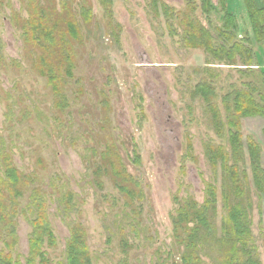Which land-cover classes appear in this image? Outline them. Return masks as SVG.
Returning a JSON list of instances; mask_svg holds the SVG:
<instances>
[{
    "label": "rangeland",
    "instance_id": "1",
    "mask_svg": "<svg viewBox=\"0 0 264 264\" xmlns=\"http://www.w3.org/2000/svg\"><path fill=\"white\" fill-rule=\"evenodd\" d=\"M210 1L212 10L204 13L199 0H159L155 7L151 0H111L110 18L99 0L40 1L35 21L46 32L53 26L45 23L46 14L56 23L44 53L45 36L39 45L36 33L30 40L26 36L29 0L0 1V177L8 162L29 179L7 228L13 236L3 230L0 239V252L13 264L29 258L36 216L30 210L38 197L55 239L54 246L41 248L47 264H68L67 245L76 227L83 230L91 264H181L186 246L175 241L172 219L183 201L201 206L208 185L216 189L213 224L219 240L225 233L221 170L212 173L205 151L223 146L231 165L237 143L228 135L232 115L224 104L231 107L245 93L262 116L240 118L239 132L231 129L242 147L238 168L246 176L250 246L264 264V195L253 189L248 154L254 150L264 170V0ZM192 2L196 10L188 14ZM82 8L92 13L87 26L80 19ZM191 19L209 34L208 43L186 45L183 23ZM72 20L80 42L72 41L68 28L58 29ZM59 39L61 53L55 58ZM210 43L216 52L239 45L249 53L220 62L206 53ZM62 53L72 62L70 78ZM40 57L55 67L62 64L58 95L38 73ZM201 84L214 91L210 105L220 112L217 122L194 92ZM121 170L122 178L115 177ZM126 174L134 184L124 182ZM122 185L126 192L119 190ZM205 236L197 250L199 264H216L219 243Z\"/></svg>",
    "mask_w": 264,
    "mask_h": 264
},
{
    "label": "trees",
    "instance_id": "2",
    "mask_svg": "<svg viewBox=\"0 0 264 264\" xmlns=\"http://www.w3.org/2000/svg\"><path fill=\"white\" fill-rule=\"evenodd\" d=\"M1 1V0H0ZM45 0H29V20L26 23L29 26V30L26 31V36L30 40L35 38L34 34H37L38 39H35L37 45L40 44V41H43L45 36V41H43V53L49 47L47 46V40L50 41L53 39V32H56V23L55 20L50 21L51 15L46 14L45 23L52 24L46 32L45 27L41 24V21H35L38 17V11L40 10L39 2ZM100 6L104 11L107 18L111 17V0H99ZM200 9L204 13L212 10L210 0H199ZM159 0H151L152 5L155 7L158 5ZM188 14L194 13L196 10V5L194 2L189 4ZM252 7V6H251ZM158 9V8H157ZM204 9V10H203ZM172 12V11H170ZM162 13L166 16L168 9H164ZM91 10L82 8L80 18L84 25H89L91 20ZM168 16V15H167ZM231 15H227L230 17ZM225 18L224 22V31L228 32L231 27V19ZM258 18V17H257ZM260 22H262L261 33L264 35V9L262 10V17L260 15ZM187 31L186 35V45L193 43L194 40H199L206 44L209 42V34L204 30L202 32L199 28L198 23L191 19L190 21L183 23ZM68 28V31L72 32L73 42H80L81 37L78 29V25L75 21L60 22L58 24V29L63 30ZM262 35V34H261ZM229 40V37H227ZM226 38V43H229ZM62 39H59L55 43V53L59 56L61 53V43ZM239 45H233L230 49L226 50L221 47L214 51L211 48V43L206 46V53L211 55L214 60L232 62L236 55L240 56L241 59L245 57V54L248 55V51L242 48L240 51ZM63 63H68V66L65 68V73L67 77L72 76L71 67L72 62L69 55L67 54L64 58L63 53L61 54ZM39 63L43 64L37 67L38 73L45 75L47 78V84L53 91L55 95L60 93V68L59 64L57 67L50 64V59L45 57L39 58ZM38 64V62H37ZM194 92H197L207 103L208 111L211 115L214 116V120L217 122V119L220 118V112L218 113V108L216 105L212 107L210 105V96L214 93L213 89L208 87L206 84H201L195 88ZM254 102L251 101V96L248 93L240 94L236 97V101L231 103V107L224 104L226 113L232 115V120L228 121V135L230 136L231 142L237 143L235 147L231 150V158L233 160L231 165L228 164V156L224 151V147L220 146L215 148L214 146H207L206 148V157L207 163L209 164L212 173L215 172L217 167H220L221 174V198L223 201V207L225 208V218L222 220L221 228L224 229L225 233L221 234V238L217 240L216 235V225L213 224L215 219L214 211L216 210V189L213 185H208L205 190V200L201 206H198L195 203H191L189 200L183 201L181 207L177 212L175 219H172V230L173 237L175 241L182 245L186 246L185 255L182 256L181 264H199L200 260L198 258V246L202 242V238L209 237L216 242L218 256L216 258V264H261L258 261L257 254L254 251V248L250 246L251 232L249 229V222L247 221V212L248 207L244 206V201L248 203V199L244 197V178L245 172L240 174L238 164L241 158L242 147L239 144V136L236 133H232V129L238 131L237 123L239 124V119L250 118L255 116H262V108L257 104L256 107H253ZM211 106V107H209ZM238 118V119H236ZM221 119V118H220ZM232 128V129H231ZM233 144V142H232ZM233 146V145H230ZM251 147L249 148L250 151ZM254 150L248 152L249 160L251 167V182L253 189L257 194L264 195V170L261 166L258 165L259 160L253 156ZM251 154V155H250ZM139 156L135 153L133 155V163L136 166H139ZM125 173L121 170L120 174L118 173L115 177L122 178V174ZM124 175V174H123ZM126 180L124 181L129 185L130 183L134 184V179L130 174H126ZM28 177L22 175L17 169H15L10 163L6 162L4 167L3 178L0 177V239L3 230H7L12 225V218L15 216V202L16 198L20 196V191H22L23 185L28 181ZM136 186V185H135ZM119 190L126 192L125 186L119 187ZM248 197V196H247ZM139 199H142V195H139ZM5 202H8V207ZM31 206L33 210L30 212H35L36 216L31 223L32 233L29 239V258L26 264H36L37 259L40 260V264H47L44 253H41V248L46 244L47 247H52L55 244V239L50 228V224L45 212V204L39 197L32 200ZM9 208L10 210L8 211ZM191 225V227H190ZM9 237L13 236V233H10ZM252 245V244H251ZM8 246V243L5 244ZM221 257V260H220ZM67 263L68 264H91L89 259L88 250L85 244V238L83 230L76 227L71 231L70 240L67 245ZM0 264H13L11 258L8 254L0 252ZM126 264V263H123Z\"/></svg>",
    "mask_w": 264,
    "mask_h": 264
}]
</instances>
